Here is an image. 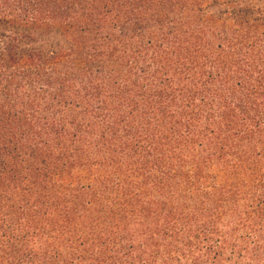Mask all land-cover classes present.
Listing matches in <instances>:
<instances>
[{"label": "trees", "instance_id": "16d2710c", "mask_svg": "<svg viewBox=\"0 0 264 264\" xmlns=\"http://www.w3.org/2000/svg\"><path fill=\"white\" fill-rule=\"evenodd\" d=\"M0 264H264V0H0Z\"/></svg>", "mask_w": 264, "mask_h": 264}]
</instances>
